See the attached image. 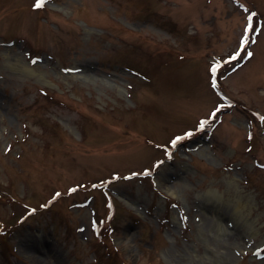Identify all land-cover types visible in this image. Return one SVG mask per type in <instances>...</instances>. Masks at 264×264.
Returning <instances> with one entry per match:
<instances>
[{
  "label": "rangeland",
  "instance_id": "374dc122",
  "mask_svg": "<svg viewBox=\"0 0 264 264\" xmlns=\"http://www.w3.org/2000/svg\"><path fill=\"white\" fill-rule=\"evenodd\" d=\"M36 3L0 0V264H264V0Z\"/></svg>",
  "mask_w": 264,
  "mask_h": 264
},
{
  "label": "trees",
  "instance_id": "16d2710c",
  "mask_svg": "<svg viewBox=\"0 0 264 264\" xmlns=\"http://www.w3.org/2000/svg\"><path fill=\"white\" fill-rule=\"evenodd\" d=\"M97 185V184H96ZM75 186H77V188H79V185H75ZM55 195V194H54ZM54 195L48 200V202H50L51 201V199H53V197H54ZM110 197V199H111V202H112V205H111V210H112V215L110 216V219H109V222H108V231H110V232H112V228H111V225H112V223H113V220L115 219V216H114V213L115 212H117L116 211V205H115V202L113 201V199H112V196H109ZM36 210V209H35ZM29 214V213H28ZM115 248V247H114ZM113 248V249H114ZM113 249H111V251L113 250ZM115 251H113V253H114Z\"/></svg>",
  "mask_w": 264,
  "mask_h": 264
},
{
  "label": "snow or ice",
  "instance_id": "6c2138e0",
  "mask_svg": "<svg viewBox=\"0 0 264 264\" xmlns=\"http://www.w3.org/2000/svg\"><path fill=\"white\" fill-rule=\"evenodd\" d=\"M44 3H45V0H37L35 7H37V8L43 7ZM249 55H251V54L249 53ZM213 86H215V85H213ZM201 127H203V125H201Z\"/></svg>",
  "mask_w": 264,
  "mask_h": 264
},
{
  "label": "bare ground",
  "instance_id": "6f19581e",
  "mask_svg": "<svg viewBox=\"0 0 264 264\" xmlns=\"http://www.w3.org/2000/svg\"><path fill=\"white\" fill-rule=\"evenodd\" d=\"M28 72H30L31 75H34L35 74V72L33 70H31V69H28ZM211 193L214 194L213 192H211ZM238 206H240V202H239Z\"/></svg>",
  "mask_w": 264,
  "mask_h": 264
}]
</instances>
